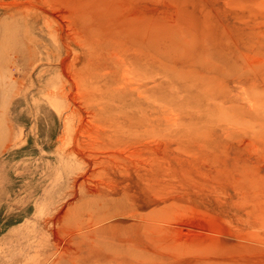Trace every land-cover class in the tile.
I'll return each mask as SVG.
<instances>
[{
	"label": "rangeland",
	"instance_id": "374dc122",
	"mask_svg": "<svg viewBox=\"0 0 264 264\" xmlns=\"http://www.w3.org/2000/svg\"><path fill=\"white\" fill-rule=\"evenodd\" d=\"M0 264H264V0H0Z\"/></svg>",
	"mask_w": 264,
	"mask_h": 264
}]
</instances>
